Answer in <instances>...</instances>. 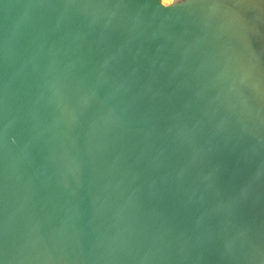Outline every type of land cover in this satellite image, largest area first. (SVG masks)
I'll use <instances>...</instances> for the list:
<instances>
[{"label": "water", "instance_id": "1", "mask_svg": "<svg viewBox=\"0 0 264 264\" xmlns=\"http://www.w3.org/2000/svg\"><path fill=\"white\" fill-rule=\"evenodd\" d=\"M0 264H264V0H0Z\"/></svg>", "mask_w": 264, "mask_h": 264}, {"label": "rangeland", "instance_id": "2", "mask_svg": "<svg viewBox=\"0 0 264 264\" xmlns=\"http://www.w3.org/2000/svg\"><path fill=\"white\" fill-rule=\"evenodd\" d=\"M174 1H176V0H174Z\"/></svg>", "mask_w": 264, "mask_h": 264}]
</instances>
